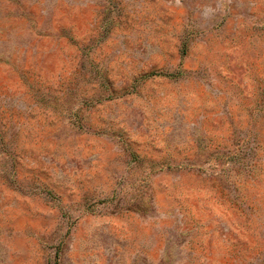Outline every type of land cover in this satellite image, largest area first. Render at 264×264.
Here are the masks:
<instances>
[{"label": "rangeland", "instance_id": "obj_1", "mask_svg": "<svg viewBox=\"0 0 264 264\" xmlns=\"http://www.w3.org/2000/svg\"><path fill=\"white\" fill-rule=\"evenodd\" d=\"M0 264H264V0H0Z\"/></svg>", "mask_w": 264, "mask_h": 264}]
</instances>
